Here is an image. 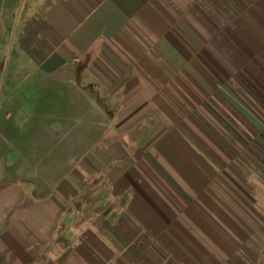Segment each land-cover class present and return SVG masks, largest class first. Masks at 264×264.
Segmentation results:
<instances>
[{"label":"crops","instance_id":"obj_1","mask_svg":"<svg viewBox=\"0 0 264 264\" xmlns=\"http://www.w3.org/2000/svg\"><path fill=\"white\" fill-rule=\"evenodd\" d=\"M26 1L83 148L45 196L0 187V264H264V0Z\"/></svg>","mask_w":264,"mask_h":264},{"label":"rangeland","instance_id":"obj_2","mask_svg":"<svg viewBox=\"0 0 264 264\" xmlns=\"http://www.w3.org/2000/svg\"><path fill=\"white\" fill-rule=\"evenodd\" d=\"M22 1L20 5V0H0V187L26 182L37 188L36 194L45 196L71 167L72 157L80 153L83 144L72 142L77 135L70 132L68 105L60 115L50 103L45 111L42 103L37 104L34 70L25 62L18 42L23 22L30 17L27 1ZM25 103L27 107L21 109ZM110 117L112 114L93 105V119L106 124ZM51 119H57V125L51 126ZM99 129L92 128L93 136H98ZM101 208L96 204L93 212ZM82 222L83 217L79 219Z\"/></svg>","mask_w":264,"mask_h":264}]
</instances>
